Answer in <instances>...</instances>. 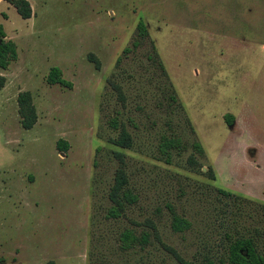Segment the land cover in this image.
Instances as JSON below:
<instances>
[{
  "label": "rangeland",
  "instance_id": "374dc122",
  "mask_svg": "<svg viewBox=\"0 0 264 264\" xmlns=\"http://www.w3.org/2000/svg\"><path fill=\"white\" fill-rule=\"evenodd\" d=\"M27 1L24 18L0 0L16 47L0 67V264H178L164 245L226 264L239 235L263 249L264 0ZM51 65L70 86L46 82ZM21 89L36 111L28 128ZM121 125L128 147L109 140ZM161 134L181 140L168 160ZM115 151L137 197L113 217ZM168 205L188 227L171 229ZM147 220L164 245L150 236L143 248L118 247L119 230L151 231Z\"/></svg>",
  "mask_w": 264,
  "mask_h": 264
},
{
  "label": "trees",
  "instance_id": "16d2710c",
  "mask_svg": "<svg viewBox=\"0 0 264 264\" xmlns=\"http://www.w3.org/2000/svg\"><path fill=\"white\" fill-rule=\"evenodd\" d=\"M16 12L21 17H28L30 15V5L27 0H8ZM137 31L139 34L144 33V24L142 19H138L136 22ZM5 33L0 25V67L5 68L8 62L16 57V47L14 41L9 37H4ZM133 45L136 41L133 40ZM128 49L127 46L123 48ZM90 59L93 61L94 66H99V61L93 54H88ZM2 75L0 74V85L2 82ZM45 80L48 83H59L62 85L70 86L71 82L65 79L61 75V70L57 65H51L46 74ZM172 97V96H170ZM16 110L19 117V123L22 127H30L36 120L35 106L31 98L30 91L28 89H21L16 93ZM224 118L229 122L231 116L230 114H224ZM109 123L115 127L114 118L110 117ZM109 140L119 146L128 147L131 144V138L129 133L121 125L118 128L117 134L115 136H110ZM181 146V140L178 135L167 136L165 134L160 135V140L157 143V149L160 154L164 156L165 160H168L170 155V148H179ZM192 148L197 152L201 153V145L197 140H192ZM55 147L58 150H65L67 148V141L62 137H58L55 140ZM115 155L118 158L117 166L114 168L112 181L107 190V198L109 204L106 207V216H117L125 208V206L136 200V194L133 193L128 185V177L123 168V160L121 153L115 151ZM186 163L188 167L192 169L199 170V163L197 162L195 155L189 153L186 156ZM207 173L212 177L213 174L208 168ZM225 192V190H222ZM170 209V227L173 230H182L189 225V220L176 213L168 205ZM147 224L150 226V230L144 227H140L137 231L133 227H124L119 230L117 234L118 247L121 249H128L134 246L143 248L146 244L152 243L153 240L150 236L156 239L157 242L164 245V243L159 239L155 225L151 220H147ZM170 250L173 257L176 259L178 264H216L215 260L209 256H203L202 262H197L196 260L184 258L172 247L164 245ZM226 264H264V248L258 249V246L251 236H235L229 240L227 245V253L225 255ZM219 264L222 263L221 259H218Z\"/></svg>",
  "mask_w": 264,
  "mask_h": 264
}]
</instances>
